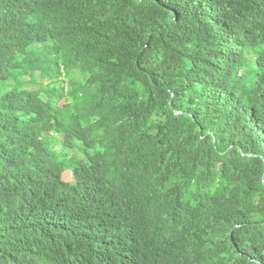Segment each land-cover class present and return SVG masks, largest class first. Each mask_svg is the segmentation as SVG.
Listing matches in <instances>:
<instances>
[{
    "label": "trees",
    "instance_id": "trees-1",
    "mask_svg": "<svg viewBox=\"0 0 264 264\" xmlns=\"http://www.w3.org/2000/svg\"><path fill=\"white\" fill-rule=\"evenodd\" d=\"M0 264H264V0H0Z\"/></svg>",
    "mask_w": 264,
    "mask_h": 264
}]
</instances>
